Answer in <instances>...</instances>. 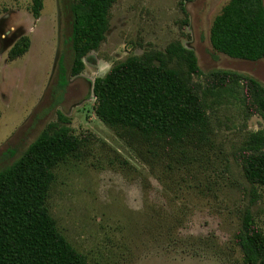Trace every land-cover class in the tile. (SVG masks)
Masks as SVG:
<instances>
[{
	"label": "rangeland",
	"instance_id": "obj_1",
	"mask_svg": "<svg viewBox=\"0 0 264 264\" xmlns=\"http://www.w3.org/2000/svg\"><path fill=\"white\" fill-rule=\"evenodd\" d=\"M68 1L42 0L35 19L31 0H0V169L60 113L80 147L55 168L46 207L87 264H244L235 237L246 209L264 233V187L244 179L242 144L264 121L240 95L208 91L204 78L223 70L264 86V60L212 49L211 23L229 0H114L105 40L60 93L56 60L67 50ZM23 36L27 51L10 60ZM174 41L197 58L202 74L191 81L206 95L205 130L179 145L104 125L94 112V79Z\"/></svg>",
	"mask_w": 264,
	"mask_h": 264
},
{
	"label": "trees",
	"instance_id": "obj_2",
	"mask_svg": "<svg viewBox=\"0 0 264 264\" xmlns=\"http://www.w3.org/2000/svg\"><path fill=\"white\" fill-rule=\"evenodd\" d=\"M113 4L114 0L68 1L67 50L60 51L56 60L58 92L65 90L69 76L83 71V59L105 40ZM41 9L42 0H31L33 18ZM209 42L214 51L231 59L264 60V0H229L211 23ZM28 46L29 39L20 37L9 50V59L23 55ZM201 74L194 52L177 41L163 51L128 56L94 79L95 115L110 128L180 145L208 125L205 92L191 81ZM204 82L208 91L240 95L248 113L264 121V86L254 78L218 70L207 74ZM68 124L58 113L57 122L48 123L0 169V264H87L58 231L46 207L55 168L80 147ZM242 145L244 179L264 187V127L249 132ZM235 242L244 264H264V233L248 209L242 213Z\"/></svg>",
	"mask_w": 264,
	"mask_h": 264
}]
</instances>
